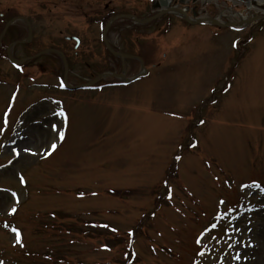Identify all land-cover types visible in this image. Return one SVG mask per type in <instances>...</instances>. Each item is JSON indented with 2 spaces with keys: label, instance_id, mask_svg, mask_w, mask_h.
<instances>
[{
  "label": "rangeland",
  "instance_id": "obj_1",
  "mask_svg": "<svg viewBox=\"0 0 264 264\" xmlns=\"http://www.w3.org/2000/svg\"><path fill=\"white\" fill-rule=\"evenodd\" d=\"M142 2L0 0V34L27 17L32 40L14 56L61 49L69 82L82 84L106 69L93 44L108 19L146 17ZM236 4L172 1L190 16L252 17ZM250 25L118 20L109 41L143 45L147 63L127 76L142 74L75 91L56 54L10 63L9 44L28 38L26 23L10 26L0 50V264H264V22Z\"/></svg>",
  "mask_w": 264,
  "mask_h": 264
},
{
  "label": "flooded vegetation",
  "instance_id": "obj_2",
  "mask_svg": "<svg viewBox=\"0 0 264 264\" xmlns=\"http://www.w3.org/2000/svg\"><path fill=\"white\" fill-rule=\"evenodd\" d=\"M200 1H202V0H200ZM145 2L148 3L149 9L151 10L147 14L146 17L153 18L156 14H158L160 12V11H158V13H156V11H155V10H157L155 8H157L158 6L161 5V3L158 0H144V3ZM255 2H256V0H255ZM144 3L142 2V4H144ZM255 13H259V11L256 10ZM119 15L122 16V17L123 16H128V15H135L136 17L138 16V14H131V13H128V12L117 13V14H115L113 16H119ZM167 15H170V14H167ZM165 16L166 15L161 16L160 18L165 17ZM124 20H128V19L125 18ZM156 20H158V19H152L150 24L154 25L156 23ZM62 33H63V31L60 30V34H62ZM108 41H109V39H108ZM93 47H95V51L97 52L98 56H99V53H102V51L104 52V54H102L104 59L102 60L100 58L99 61H101V66H105L104 68H106V69H104V70L100 71L98 74L92 76V78H95L96 76H98L100 74H103V73H105L107 71L114 72V73H121V71L119 72V71L116 70L117 69L116 65L113 68H108L109 66H107V65H110L111 63H113L114 59L119 60V62L121 63V67H122V65L124 63L125 67L130 70V69H132L133 67H135L139 63V60L141 58H144L143 45L142 46H138L137 50L126 49V48H123V47L112 45L111 43L109 45H107L105 43L93 44ZM117 52H122V53L126 54V56L124 57V60H122L119 56L116 55ZM76 55H77L76 57L78 59L82 57V55H78V52H76ZM90 65L91 64H89V63L87 64V66H89V67H90ZM111 78L112 77H109L108 79H111Z\"/></svg>",
  "mask_w": 264,
  "mask_h": 264
},
{
  "label": "water",
  "instance_id": "obj_3",
  "mask_svg": "<svg viewBox=\"0 0 264 264\" xmlns=\"http://www.w3.org/2000/svg\"><path fill=\"white\" fill-rule=\"evenodd\" d=\"M230 1H232V0H230ZM239 1H242V2H246V5H247V7L248 8H250V0H248V1H246V0H239ZM161 2L163 3V5L164 6H168V2L167 1H165V0H161ZM254 2V1H253ZM255 3V2H254ZM261 8L264 10V5H262L261 6ZM175 10L178 12V13H180V14H184L183 15V17H184V19L186 20V21H188L189 23H191V24H203V23H213V24H219V22H218V20L216 19V18H211V17H201V18H199V19H197V20H192L188 15H186L185 13H184V11H182V10H180V9H177V8H175ZM137 21H140V20H137ZM141 22V21H140ZM142 22H144V21H142ZM10 24V23H9ZM8 24V25H9ZM8 25H7V27H8ZM232 24L231 23H228V26H231ZM6 27V28H7ZM6 30V29H5ZM78 41V40H77ZM44 52H47V51H43V52H41V53H39V54H37L36 56H38V55H40V54H42V53H44ZM35 56V57H36ZM9 57H10V59L12 60V61H14V62H16V63H19V62H22V61H24L25 59H23V60H20V61H16V60H14L11 56H10V52H9ZM64 57V56H63ZM64 62H65V71H66V73H67V71H68V64H67V62H66V60L64 59ZM97 81V79H95V80H93V81H91V82H89V83H87V84H85V85H80V86H76V87H71V86H69V85H67V82H66V85H67V87H69L70 89H79V88H83V87H86V86H89V85H91V84H93V83H95Z\"/></svg>",
  "mask_w": 264,
  "mask_h": 264
},
{
  "label": "bare ground",
  "instance_id": "obj_4",
  "mask_svg": "<svg viewBox=\"0 0 264 264\" xmlns=\"http://www.w3.org/2000/svg\"><path fill=\"white\" fill-rule=\"evenodd\" d=\"M251 20V18H249V17H246V16H241V18H240V23H237V24H239V25H246L247 24V22H249ZM236 27H239V26H236Z\"/></svg>",
  "mask_w": 264,
  "mask_h": 264
},
{
  "label": "snow or ice",
  "instance_id": "obj_5",
  "mask_svg": "<svg viewBox=\"0 0 264 264\" xmlns=\"http://www.w3.org/2000/svg\"><path fill=\"white\" fill-rule=\"evenodd\" d=\"M52 147L55 148V144H53Z\"/></svg>",
  "mask_w": 264,
  "mask_h": 264
}]
</instances>
